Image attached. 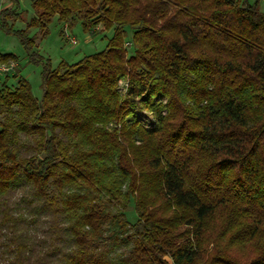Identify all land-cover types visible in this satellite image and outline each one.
I'll list each match as a JSON object with an SVG mask.
<instances>
[{
  "label": "trees",
  "instance_id": "16d2710c",
  "mask_svg": "<svg viewBox=\"0 0 264 264\" xmlns=\"http://www.w3.org/2000/svg\"><path fill=\"white\" fill-rule=\"evenodd\" d=\"M10 1L0 26L38 63L35 39L12 29L20 1ZM33 7L28 28L46 31L58 16L112 35L77 63L47 59L41 99L26 79L0 86V264H264L260 1Z\"/></svg>",
  "mask_w": 264,
  "mask_h": 264
},
{
  "label": "rangeland",
  "instance_id": "374dc122",
  "mask_svg": "<svg viewBox=\"0 0 264 264\" xmlns=\"http://www.w3.org/2000/svg\"><path fill=\"white\" fill-rule=\"evenodd\" d=\"M19 1L20 14L19 18L10 20L12 29L15 31L27 30V35L35 39L33 51L37 52L36 58H42V61L38 63L31 61V52L26 50L21 37L14 32L5 31L0 26V53L13 54L18 59L17 62L11 60L7 61L8 63L0 64V86L7 81L8 85L14 88L18 85L21 78L26 79L32 87L34 96L41 99L43 96L41 73L44 62L47 59H50L53 67H57L63 61L69 64L77 63L85 55L103 50L107 45V38L112 35V30L92 36L83 30L80 22H77L69 29L58 20V16L52 19L46 31H42L35 26L28 28L31 19L36 16L33 0ZM249 1L254 2L255 0ZM259 1L260 9L264 11V0ZM12 6L10 0H0V12L2 9L11 8ZM132 35L133 31L129 29L126 41L130 55L134 52V45L131 40ZM118 85L120 91L125 93L127 80L121 79ZM135 113L145 123L147 129L151 131L155 129L157 122L151 112L138 106ZM3 118L4 116L0 114V120H3ZM125 215L131 223H135L138 220L133 200L129 203Z\"/></svg>",
  "mask_w": 264,
  "mask_h": 264
}]
</instances>
